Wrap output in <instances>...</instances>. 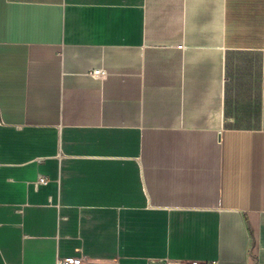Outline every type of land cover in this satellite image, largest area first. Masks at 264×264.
<instances>
[{"label": "crops", "instance_id": "crops-1", "mask_svg": "<svg viewBox=\"0 0 264 264\" xmlns=\"http://www.w3.org/2000/svg\"><path fill=\"white\" fill-rule=\"evenodd\" d=\"M239 55L264 94V0H0V264H264Z\"/></svg>", "mask_w": 264, "mask_h": 264}, {"label": "rangeland", "instance_id": "rangeland-1", "mask_svg": "<svg viewBox=\"0 0 264 264\" xmlns=\"http://www.w3.org/2000/svg\"><path fill=\"white\" fill-rule=\"evenodd\" d=\"M241 55L235 56L234 75L238 76L239 81H235L229 101H227V122L229 125L240 127H262L264 126V94L257 93L248 96L243 89L242 61Z\"/></svg>", "mask_w": 264, "mask_h": 264}, {"label": "built area", "instance_id": "built-area-1", "mask_svg": "<svg viewBox=\"0 0 264 264\" xmlns=\"http://www.w3.org/2000/svg\"><path fill=\"white\" fill-rule=\"evenodd\" d=\"M179 47L182 48V45H179ZM96 71H99V70H96ZM41 181H46V179L42 177ZM56 264H113V263L106 262L101 259L93 258L87 254H84L83 252H80L79 254H76L73 256L59 257L57 259ZM191 264H220V260L213 259V260H209L206 262L194 260L191 262Z\"/></svg>", "mask_w": 264, "mask_h": 264}]
</instances>
